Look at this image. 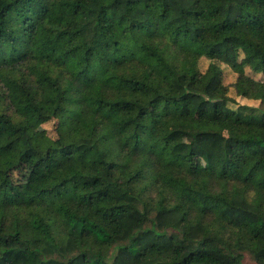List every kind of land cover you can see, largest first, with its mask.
<instances>
[{"label": "trees", "instance_id": "16d2710c", "mask_svg": "<svg viewBox=\"0 0 264 264\" xmlns=\"http://www.w3.org/2000/svg\"><path fill=\"white\" fill-rule=\"evenodd\" d=\"M246 67L264 72V0H0V264H264Z\"/></svg>", "mask_w": 264, "mask_h": 264}, {"label": "rangeland", "instance_id": "374dc122", "mask_svg": "<svg viewBox=\"0 0 264 264\" xmlns=\"http://www.w3.org/2000/svg\"><path fill=\"white\" fill-rule=\"evenodd\" d=\"M242 56H237L232 58V60L240 61ZM209 63V59L202 56L199 61V67L201 71H204L207 68V65ZM222 70H223V80L224 83L228 84L229 86V93L233 95V89L231 88V85L236 77V73L230 68V66L226 64H221ZM246 72L250 74L255 79H262L264 80V72L254 73L252 72L248 67L245 68ZM238 103H243V99H241L238 96H235ZM253 103H258V101H253ZM231 106L235 107V104H231ZM192 139L191 136H181L179 138L180 141L189 142ZM230 156L232 160H240L243 162H250L252 160V155L247 150H240L236 144H231L230 147ZM104 158V150L102 148H94L89 153V159L96 160V159H103ZM35 157H27L25 158L20 165L15 168L8 181L5 183L4 188L9 193L12 194L16 187L20 184H23L27 181L34 165L36 162ZM204 166L205 162L201 156H195L194 161L189 165V172L193 175L201 174L204 172Z\"/></svg>", "mask_w": 264, "mask_h": 264}]
</instances>
